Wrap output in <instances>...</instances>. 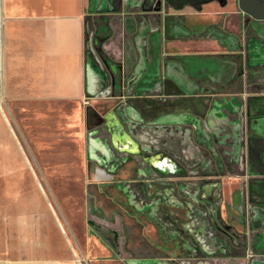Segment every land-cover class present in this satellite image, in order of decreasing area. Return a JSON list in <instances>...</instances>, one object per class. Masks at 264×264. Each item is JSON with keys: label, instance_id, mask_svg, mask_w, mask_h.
Masks as SVG:
<instances>
[{"label": "crops", "instance_id": "0c3cea01", "mask_svg": "<svg viewBox=\"0 0 264 264\" xmlns=\"http://www.w3.org/2000/svg\"><path fill=\"white\" fill-rule=\"evenodd\" d=\"M143 1L0 0V264H67L75 195L47 193L35 170L49 163L64 171L57 183L83 184L76 160L88 155L81 151L83 104L112 106L130 93L201 97L208 107L190 114L228 143L236 172L264 179V33L255 19L237 0L164 3L160 10ZM100 29L108 36L94 53L89 34ZM91 139L92 155H110L106 143ZM37 154L50 162H31L28 155ZM224 179L226 197L237 202L240 177ZM259 215L255 229L264 227V211ZM253 244L248 261L228 263L260 262L264 239Z\"/></svg>", "mask_w": 264, "mask_h": 264}, {"label": "rangeland", "instance_id": "374dc122", "mask_svg": "<svg viewBox=\"0 0 264 264\" xmlns=\"http://www.w3.org/2000/svg\"><path fill=\"white\" fill-rule=\"evenodd\" d=\"M156 1L145 0L143 7L162 9V4H154ZM191 2L194 0H167L166 5L179 7ZM254 21L259 26L256 29L264 33V20ZM107 36L102 29L90 33V50L100 53L101 43ZM245 55L243 62L247 64ZM139 97L130 93L112 106L100 103L91 109L83 104V120L88 124V131L86 142L81 143V151L88 152V155L83 158L81 154L76 155V160L80 156L82 161L83 184L66 186L57 183L64 171L47 169L50 155H28L31 162L41 160L48 163L46 169L35 170L39 179L44 180L47 193L52 188L57 193H66V196L75 195L76 201L71 204H77L78 208L73 210L71 207L68 212L73 231L66 229L72 244L66 241L64 257L69 259L66 263L230 264L234 262L228 261L236 258L248 261L250 230L260 224L259 214L264 211V206L259 203L261 199L256 193L252 196L256 200L249 198L251 201H248L245 190L253 187L257 191L259 185L245 177L242 171L236 172L225 156L230 155L228 143L212 136L222 161L208 162L209 173L196 170L193 163L182 161L172 152L163 153L166 159L159 158L158 144L152 145L151 151L142 149L140 140L146 123L130 112L137 108L138 115L142 111L147 119L158 113L152 103L150 106L144 104L145 99L155 98ZM142 105L146 111L140 107ZM180 106L174 110L208 107L201 97L189 99L186 96ZM125 107L128 113H121ZM168 109L169 113L173 111L171 107ZM129 116L136 120L132 131L124 122ZM93 136L106 143L114 156L100 159L92 155ZM192 136L199 139L195 133ZM169 143L172 144V140L167 138L166 144ZM96 148L102 152L99 146ZM79 174L77 171L75 176ZM233 175L240 177L239 194L235 197L239 202H230L225 195L228 182L224 178ZM47 182L52 185L49 187ZM201 210L208 214L216 241L208 240L206 235L200 238ZM202 239L207 241L198 245ZM60 255L63 256L62 252Z\"/></svg>", "mask_w": 264, "mask_h": 264}, {"label": "flooded vegetation", "instance_id": "af4514ba", "mask_svg": "<svg viewBox=\"0 0 264 264\" xmlns=\"http://www.w3.org/2000/svg\"><path fill=\"white\" fill-rule=\"evenodd\" d=\"M166 2L167 0H157L154 4L161 6V4L163 5ZM160 87L161 89H163V86ZM183 99L184 96L174 97V98H168L166 96H162L160 97V100L145 99L144 104L146 103L150 106L152 103V105L155 107L154 108L155 112L158 113L154 117L150 118L155 122H150L151 120L147 119L145 116L146 114H144L142 111L141 113H139L140 115H138V112L136 111L137 108L136 110L130 112L132 116H138L140 120L144 119V122L146 123V128H144V132L143 134H141L142 140H140L143 146L141 145V143L140 145L142 149L146 151H151L152 145L158 144L159 146L158 150H161L158 151L159 158L163 157L164 159H166V156H162L163 153L172 152V154L175 157L179 155L182 161L184 160L188 164L193 163V165H195L196 170L202 169L203 173H209L210 169H208L207 167L208 162L222 161V158L219 152L214 147V141H213L214 137L208 132L207 125L204 119L203 121H201V119L197 120L195 115L190 114L189 109L187 110L184 109L181 113L176 112L177 107L181 108L180 105L182 104ZM140 107H142V109L145 111L147 110L143 105ZM169 107H171V110H173L171 113L167 112L169 110L168 109ZM126 111L127 108L125 107V109H123L121 113L123 112L126 113ZM173 117L182 118V119H180V121H175L173 120ZM186 120H189V122L186 123L185 122ZM134 121L133 118H131L130 116L124 119V122L130 125L129 126L131 129L130 131L133 130ZM193 133H195V135L198 136L199 139L192 136ZM167 138H170V140H172V144L171 143L166 144ZM109 152L110 155L108 156L113 157L114 155L112 154L111 150ZM225 156L226 158H229L227 155ZM175 164H177V162H175ZM250 181L256 182L257 185H259V187H257V191L253 187L249 188V190L248 189L245 190V195L247 200L248 201L256 200L254 199V197H252L253 193H256V195H258L259 198L261 199L259 203L263 204L264 206V200H263L264 179L259 180L257 178L250 177ZM201 211L203 212V214L201 215L202 219H201V223L198 225V232H200L199 234L200 238L201 237L203 238L206 235L207 237H209L208 240L216 241L217 240L216 235L210 229V222H209L210 220L207 217L208 214L206 215V213L203 210ZM250 231H251V237L249 240V247L251 251L252 250L254 251L253 242L255 243L256 240H259L260 237L264 239V227H260L256 229L253 228ZM201 232H204L205 234L203 235ZM203 241L206 242L207 240L202 239L198 245L203 244ZM261 247H264V245ZM250 264H264V255L260 262L251 259Z\"/></svg>", "mask_w": 264, "mask_h": 264}, {"label": "water", "instance_id": "95a60500", "mask_svg": "<svg viewBox=\"0 0 264 264\" xmlns=\"http://www.w3.org/2000/svg\"><path fill=\"white\" fill-rule=\"evenodd\" d=\"M238 7L255 20H264V0H237ZM160 7L156 8L159 10Z\"/></svg>", "mask_w": 264, "mask_h": 264}, {"label": "trees", "instance_id": "16d2710c", "mask_svg": "<svg viewBox=\"0 0 264 264\" xmlns=\"http://www.w3.org/2000/svg\"><path fill=\"white\" fill-rule=\"evenodd\" d=\"M195 1H196V0H194V2H195ZM198 1H199V3H200V2H203V1H207V0H198Z\"/></svg>", "mask_w": 264, "mask_h": 264}]
</instances>
